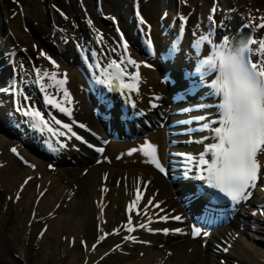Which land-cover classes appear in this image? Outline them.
Segmentation results:
<instances>
[{"label": "bare ground", "instance_id": "1", "mask_svg": "<svg viewBox=\"0 0 264 264\" xmlns=\"http://www.w3.org/2000/svg\"><path fill=\"white\" fill-rule=\"evenodd\" d=\"M63 1L66 8L75 9L78 23L72 25L75 31L63 32L67 48H62L59 51V57L52 59L55 65L41 57L35 66H31L30 61L20 56V51L9 39L11 36L1 33L2 37H5V43L0 44V77L4 82L10 83L13 73L18 77L21 71H24V78H30L31 67H34L33 71L36 73L39 87L51 95L57 94L58 98L64 97L63 89L55 86L54 81L43 74L44 72L56 73L57 79H66L64 88L70 94V104H73L74 109L71 117L68 116L65 119L71 123L72 130L80 137L95 148H99L100 145L88 130L98 134L101 139L107 138V135L93 116L90 106L83 100L85 87L77 70L78 55L70 49V43L72 44V40H75L80 48L87 49L95 46L93 38L98 35L100 49L106 50L109 47L108 49L113 52L117 48L115 43L117 36L112 29L97 21L92 0H80V3L78 0ZM183 4L185 2H182L179 8L186 11ZM158 8L157 6L150 9L146 18L152 22L158 48L162 50L166 45L169 52L170 43L164 44L155 33L157 25L154 13ZM107 10L104 7L102 11L105 13ZM14 15L17 16V14ZM208 15H210L209 11ZM216 15L219 26H233L224 32L230 36L235 34L240 24L247 23L250 19L260 22L259 17L264 18V6L257 0H218ZM9 20V26L5 20L3 25L0 18L2 28L6 26L11 32L14 31L17 37H22L23 35L19 33V18L9 16ZM121 20L123 21L122 29L129 37V51L135 59L140 60V53L134 49L135 45L138 46V35L132 32V18L126 15L125 18L121 17ZM205 20L193 26L194 33L188 31L187 24L182 41L184 48L194 43L198 35L205 33ZM56 23L57 26L67 25L66 28L69 29L72 21L65 18ZM234 25H236L235 28ZM165 27L166 32L174 33L169 25ZM249 31L255 36H264V28H257L256 24H253ZM165 34H162L163 38ZM138 48L143 53L139 46ZM11 55H13V64L8 63ZM171 57L173 62L177 60V57L179 58L174 54ZM61 58L71 66L62 65L59 61ZM157 59H159L158 55ZM168 70L175 79V66L172 65ZM162 76L156 69L141 68L142 78L137 106L145 111L146 119L155 122L156 127L151 125L153 132L150 133L142 128L141 132L145 133V138L117 142L109 140L104 146L99 164L93 162L98 157L96 150L91 151L72 140L73 144L68 143L65 149H61L54 156L50 155L52 158L50 162H53L52 168L44 169L43 164L45 166L48 162L37 160L25 152L24 145H20L21 140L11 133L12 128L11 130L7 128L6 120L10 113L6 105L3 107L0 112V182L7 194L11 195L9 197L13 199L17 195L15 201L19 226L24 230L31 228L39 230L41 226H45L41 236L42 242L49 238L57 240L61 249L60 256L65 255L70 258L67 264H77L79 258L82 264H221V259L224 264H264L262 248L256 245L257 241L249 243L250 240L258 237L248 232L254 228L260 236L258 239L264 241V192L261 190V186H264V155L259 157L261 170L258 182L251 190L252 195L245 204L236 209L228 223L209 230L206 236L203 235L206 231L203 229L201 235L195 238L189 236V219L181 207L179 192H177L187 189L188 186L182 183L181 186L173 188L168 177L174 173L169 172L167 178L162 177L154 170V165L145 162L148 157H145L142 152L136 151L128 155L131 149H140L145 143H151L156 146V154L163 166L165 162L173 158L165 153L182 149L186 152H197L202 147V143L199 142H189L181 147H166V142L171 140L184 142L191 141L192 137L186 135L180 139L165 135L166 131L169 134L176 129L165 127V124L174 118L179 105L168 104L167 88L160 83ZM50 83H53V87L49 85ZM4 85L5 83L0 84V87ZM27 91L30 99L34 101L36 93L31 86L27 87ZM2 96L3 94L0 93L1 99H3ZM150 100L158 103L156 109L147 110ZM116 122L113 120L111 127L118 131ZM80 124L85 127L81 129ZM6 145H8L7 149L10 146H16L18 153L23 156L22 162L19 161L20 159L16 160L11 152L4 151ZM33 150L35 148H32ZM172 165L168 164V166ZM29 177H31L30 180H28ZM26 180L28 182L25 184ZM102 185L103 189H107L106 192L101 189ZM137 187L141 190L142 199L134 210L136 214L134 211L131 213L135 231L129 233L125 227L129 217L127 206L136 198ZM180 196H183L181 192ZM149 200L152 201L151 204H148ZM157 204L159 207H156ZM145 209H147L146 213ZM176 216L181 219L179 221L173 219ZM161 217H167V219L164 220ZM185 223L186 226H184ZM140 224H146L153 231L139 227ZM165 228L170 230L167 235L162 231ZM177 228L182 229L183 234L171 231ZM115 230H119L118 235L115 234ZM104 233L109 235L97 244L98 238ZM125 236H133L136 239L135 241L125 240ZM79 242H83V257L76 248ZM93 244H96L95 250L91 247Z\"/></svg>", "mask_w": 264, "mask_h": 264}, {"label": "snow or ice", "instance_id": "2", "mask_svg": "<svg viewBox=\"0 0 264 264\" xmlns=\"http://www.w3.org/2000/svg\"><path fill=\"white\" fill-rule=\"evenodd\" d=\"M214 11L215 8H213ZM182 19L186 22V18ZM141 22L143 23V20ZM258 27L264 28V23H260ZM181 31H183V28ZM202 42H207L211 46L209 56L202 63L217 73V77L212 82L211 87L214 89L215 94L221 97V102L217 106L218 119L202 125L203 129H211L214 133L213 139L217 142L212 143L207 149L208 152L212 153L211 162L204 158V154H201L199 164L207 167L202 169L199 178L205 180L209 187L218 189L221 193L231 198V200L239 202L241 199H247L251 195L249 189L256 187V181L259 178L261 170L259 157L264 155V60L258 62L246 60V46L232 47L227 37L224 38L221 44H213L209 36H201L199 40L195 41L194 46L198 47ZM251 43L258 44V51L261 55H264V39L259 41L252 40ZM148 44L149 46L152 45L150 39ZM127 47L128 45L125 43V50H127ZM52 63L55 65V61H52ZM127 63L137 69L135 74L126 73V69L121 67V63L112 61L108 65V68L112 71H106L104 82L111 85L112 80L117 79L120 80L121 87L123 88L138 89L140 65L130 57L127 59ZM145 66L150 67V65ZM43 75L52 79L55 86L63 89L64 97L70 103V94L64 88L66 79H57L56 73L49 74L48 72H44ZM124 75H129L133 83H124L121 79ZM44 103L57 108L60 112L71 117V110L62 106V103L57 101L55 97L45 95ZM23 115L30 117L34 122L32 126L40 132L47 131L53 136L65 135L64 132L50 126L39 109L34 107L29 108L23 112ZM53 120L56 125L67 129L76 139H82V137L72 131L70 124L62 123L59 119H55V117H53ZM213 123L219 126L212 128L211 125ZM79 126L81 128L85 127L83 124ZM64 146L63 144L60 145L61 148ZM88 146L93 147L91 144ZM53 150L55 151L56 149ZM95 150L99 153H103L104 151L103 148H96ZM12 151L16 152V149L13 148ZM136 151H140L145 157H148L145 161L146 163L154 165L162 173L165 172V168L160 163L156 154L155 145L145 143L140 149H131L128 155H132ZM189 159L191 160L192 158L189 157ZM30 179L31 177L28 178V180ZM28 180L25 181V184ZM103 191L106 192L107 189H103ZM141 199L142 193L140 188L137 187L136 198L127 206L129 217L128 224L125 227L129 233L135 231V227L132 226L131 213L137 209ZM151 203L152 201L149 200L148 204ZM156 207H159V205L157 204ZM146 212L147 209H145ZM137 215H139V212H137ZM161 219L166 220L167 217H161ZM173 219L179 221L181 217L176 216ZM149 223H151V218H149ZM139 227L145 228L150 232L153 231L146 224H140ZM162 231L167 235L170 230L165 228ZM171 231L183 234L182 229L179 228ZM115 234L118 235L119 230H115ZM191 234L193 237H198L201 235V229L193 226ZM41 235H43V232ZM107 235L109 233L101 235L97 240V244L105 240ZM203 235L206 236L208 233L205 232ZM124 239L135 241L136 238L125 236ZM92 248L95 250L96 244ZM117 248H119V245H117Z\"/></svg>", "mask_w": 264, "mask_h": 264}, {"label": "rangeland", "instance_id": "3", "mask_svg": "<svg viewBox=\"0 0 264 264\" xmlns=\"http://www.w3.org/2000/svg\"><path fill=\"white\" fill-rule=\"evenodd\" d=\"M104 1L105 0H103V3ZM115 1L116 4H119L118 11L120 13H127L126 11L127 9L129 10L130 0ZM163 1L164 0H138V3L141 5V13L144 15L145 18L148 17L147 14L149 13L150 9L155 8L157 6L159 7L156 10L157 12L154 13L156 14L155 23L157 25V31H155V33L159 35L160 39L165 44L169 42L168 38L171 36L172 33L166 32L164 38L162 34L160 35L159 33L161 32V29L163 30L166 28L165 26H167L169 22H172V17L174 15H177L180 12H188L184 15H186L188 21L191 22L188 23L187 28L190 32V27H193L195 23H198L199 18L202 19L206 14H208V6L210 4L209 0H184L185 6L183 8L186 11H182L180 10V8H178L179 11H172V7L176 8L177 5L175 4V6H173V0H169L168 4H170L169 7L171 8L172 12L168 13L169 16L166 17L165 21H168L169 18L170 21L167 23H160L158 22L157 17L159 16L162 10H166L165 8H167L166 6H164ZM184 1L180 0L179 4L181 5V3ZM257 1H260L261 4L264 6V0ZM69 8H66L63 0H0L1 22L4 25L5 20L7 25L9 26V16H11V18L12 16H15V19L19 18V33L23 35L22 37H17L16 33L13 30V32H11V30L8 29L6 26H3L2 28V25H0V44L5 43V37H2L1 33H6L7 35L9 34V36H11L9 37V39L10 41H12V44H14L15 47L20 51V56L24 57L26 61H32L34 63L33 66L38 63L39 58L41 57H50L52 59H56V57L58 58L59 51L62 48H67V45L64 42L65 34L63 32L75 31L76 29L74 30V27H72V25L78 23L77 16L74 13L75 9L73 7ZM105 8L108 9L106 11L107 13H105L108 20L109 16L112 15L114 12L107 5ZM56 10L59 12H57ZM14 14H17V16ZM116 15L119 18L122 17L118 14ZM65 17L69 18L70 21H72L71 28L69 29L66 28L67 25H56V21L64 20ZM97 21L101 25L112 29L111 25L103 23V21L98 19ZM179 21L180 17L178 18V22ZM122 25L123 21L121 20V27ZM46 46H48L50 49H47ZM52 47L55 48L57 55H55V53L51 51ZM60 60L59 61L62 65L71 66L70 63H66L62 58ZM29 64L32 66L31 62H29ZM2 82H4V80H2ZM0 84L3 85L4 83ZM145 137L146 136H144V138ZM6 138L10 139V137ZM17 145L18 144H16V146ZM7 147L8 145H6L4 149L5 152H9L7 150ZM25 152L35 157L37 160H46L45 162L48 163L52 160L50 155H42L40 158H37L36 156L29 153L27 150H25ZM16 160L18 159L16 158ZM19 161L21 162V160ZM43 168L48 170L47 166H44V164ZM154 170L157 172L156 169ZM9 196L11 195L7 194L0 182V212H2L0 213V264H67L70 258L65 257V255L60 256L61 249L58 246L59 243L57 240L49 238L47 241L42 242L41 233L44 231L41 232V228L39 230H35V228L24 230L23 228H21V226H19L17 221L18 213L16 208V199H12ZM27 224V226H29V223ZM253 229L254 228L248 230L249 234H253L255 237L259 238L260 236L256 233V230ZM63 238L64 237H62V239ZM258 238L255 240H250L249 243H255L257 241L256 245L260 246L264 251V241ZM69 244L71 245V243ZM76 248L78 251H80L81 257H83V243L79 242L76 245ZM77 264H82V262H80V258L77 260Z\"/></svg>", "mask_w": 264, "mask_h": 264}]
</instances>
